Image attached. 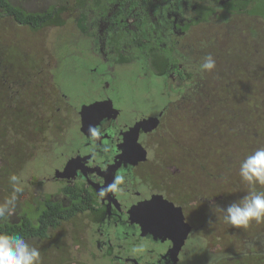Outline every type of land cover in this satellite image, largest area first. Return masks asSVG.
Masks as SVG:
<instances>
[{
  "label": "flooded vegetation",
  "instance_id": "af4514ba",
  "mask_svg": "<svg viewBox=\"0 0 264 264\" xmlns=\"http://www.w3.org/2000/svg\"><path fill=\"white\" fill-rule=\"evenodd\" d=\"M46 1L43 6L23 8L25 12L44 13L43 18L35 19L36 27L29 28L33 35L31 58L36 61L30 59L25 66L29 72L33 70L34 87H30L35 95L39 94L29 104L35 109L44 103L53 117L62 113L63 126L70 116L65 127H72L78 139L73 150L59 160L63 162L53 167L49 178L43 177L39 183L51 179L61 185L60 193L49 200L68 205L78 191L86 203V208L75 215L86 214L90 221V233L84 232L80 241L88 251L87 259L95 257V250L106 264H256L257 259H264V228L246 230L250 235H237L239 240L229 229L225 237L220 233L226 229L207 230V219L202 224L199 213L178 202L181 186L187 190V197L193 194L188 183H169L165 172H146L151 167L149 156L159 152L157 148L152 150L151 144L158 139L151 140L160 136L171 116L185 115L190 110L196 113L200 103L208 102L213 93L220 95V102L230 101L235 87H242L246 76L264 89V0ZM60 7L65 9L56 15ZM67 24L73 26L65 32L67 37L76 33L79 39L84 38L81 55L92 63L88 79L95 81V86L87 90L97 94L75 107L65 103L67 98L55 73H49L51 67L62 73L56 67L59 58L54 45L48 42L51 35L44 46L37 45L44 30L57 31ZM237 45L241 50L236 49ZM216 49L235 53L224 63L223 57L214 53ZM208 55L214 58L216 67L201 73L199 65ZM124 66L142 67L143 73L158 78L163 104L156 113H142L124 121L120 110L108 104L104 92L110 86L107 77H113L115 68ZM242 69L243 75L232 78ZM25 73L19 75L21 85L27 83ZM150 117L152 120L147 119ZM143 119L148 121L141 124ZM82 121L87 124L80 130ZM129 130L132 133L124 135ZM134 141L144 149V159H139L137 149L132 154L128 151ZM32 145L24 153L32 152ZM70 161L69 176H54ZM117 176H123V180L110 188L117 183ZM63 187L75 189L64 193ZM215 214L221 216L219 210ZM213 246L217 248L211 253L207 248Z\"/></svg>",
  "mask_w": 264,
  "mask_h": 264
},
{
  "label": "rangeland",
  "instance_id": "374dc122",
  "mask_svg": "<svg viewBox=\"0 0 264 264\" xmlns=\"http://www.w3.org/2000/svg\"><path fill=\"white\" fill-rule=\"evenodd\" d=\"M11 2L22 8L31 9L43 6L47 1L11 0ZM10 24L13 23L0 19V31L14 35L17 32L19 35L18 46L25 51V54L21 56V58L24 57L23 62L32 60L30 50L33 47V35L30 33V29L19 25L17 30H14ZM71 28L73 26L67 24L57 31L44 30L37 45L44 46L49 34L51 35L48 42L54 45V53L59 58L56 67L61 69L62 73L55 72L52 67L49 73H55L54 78L67 98L65 103L75 107L81 102H88L97 97V94L87 90L95 86V81L92 82L88 79V68L92 67V63L86 62L81 55L84 38L80 36L79 39L76 33H71L67 37L65 32ZM237 44L241 45V43ZM88 49H92L90 44H88ZM236 49L241 50V46L239 48L237 45ZM233 52L235 53L234 50L224 52L216 49L214 51L223 57L224 63L227 58L233 55ZM79 55L81 59H77ZM4 58L0 57L1 71L13 70V61L6 59L8 56ZM15 60L14 58V62ZM33 60L36 61L35 58ZM96 67L98 66L94 68ZM102 68L103 64L100 65V69ZM32 71L29 72L28 68L26 69L27 83L24 85L19 84V75L17 80H11L13 74L6 73L4 76L3 73H0V89L4 94L3 97L0 96V102L3 103L4 99L8 98L7 93L16 97L18 101V104L4 105L6 107L5 116H1L0 113V127L4 130L13 128L4 118L7 113L11 114L13 109L19 108V103L25 107L23 110L19 109V112H22L27 118L15 124L19 128L18 134L15 136L12 131V136L16 138L15 141L12 142L10 139L7 143L0 139V204H4L13 194V184L10 182L12 175L17 177L16 186L22 189L20 193L16 194L15 204L6 220L13 219L20 211V206L26 208V203L36 204L37 201L52 199L53 196L60 193L61 185L58 182L48 179L41 184L39 179L49 178L53 167H57V163L63 162L59 160L63 158L64 154L73 150L78 139L77 133L72 127H65L70 116L64 117L65 125L63 126L64 119L60 118L62 113L53 117L52 110H46L44 103L38 104L35 109L31 107L29 103L39 98V94L35 95L34 90L30 87H34ZM244 71V69L240 73L236 71L232 78L236 75H243ZM113 73V77H107L110 86L104 92L109 98V100L107 99L108 104L110 106L113 104L114 110H120L124 121L131 120L142 113L145 115L154 114L161 108L163 101L159 94L158 78L153 74L143 73L142 67L135 68L134 66L118 67ZM38 77L41 76L38 75ZM233 82L237 83L234 80ZM244 82L247 83L246 86ZM241 85L242 87H235V93L232 94L230 101L220 102L218 99L220 95L213 93L209 103H200L196 113L194 111L193 114V110L188 111L185 115L179 113L174 117L171 116L164 125L162 124L160 136H154L151 140L158 139L155 145L154 142L151 144L152 150L157 148L159 154L151 153L148 162L152 168L148 167L146 171L153 174H156L155 170L161 174L165 172L168 179L165 180L163 176V181L169 183L170 181L177 182L185 184V186L189 184L193 194L187 197V190L181 186L178 194L183 200L180 201L181 198H178L180 199L178 202H183L185 209H193L199 213L197 216L199 215L202 224L207 219L206 226L209 225L210 228L207 230L216 228L218 232L220 229H226L221 230L220 233L225 237L229 233L227 231L229 229L231 235L235 236L237 240L240 239L237 235L243 237L250 235H247L246 230L264 228V223L257 224L256 222H252L247 228H234L220 218L223 213L216 208L217 206L226 208L228 204L240 200L253 190L251 186L242 181L239 175L240 163L255 150L264 147V89L260 88L259 83L251 76L244 77ZM253 87L256 88L252 89ZM19 100L21 101L19 102ZM26 114H28L27 117ZM31 144L34 146L33 151L24 153ZM165 165L170 167L166 168ZM158 181L162 180L158 178ZM255 190L264 191V186L255 185ZM218 194L222 197H218ZM215 195L217 198L213 199ZM217 210L220 211L221 216H216ZM85 215H75L68 221H63L57 228L50 230L45 238L27 239L29 244L39 249L40 264L107 263L101 259L100 252L97 250L94 251V258L87 259L88 251L80 244L83 233H90L88 231L90 221ZM211 217L214 219L211 220ZM246 244H249L247 240ZM216 248L217 246H213L207 249L212 253ZM256 264H264V259H257Z\"/></svg>",
  "mask_w": 264,
  "mask_h": 264
},
{
  "label": "trees",
  "instance_id": "16d2710c",
  "mask_svg": "<svg viewBox=\"0 0 264 264\" xmlns=\"http://www.w3.org/2000/svg\"><path fill=\"white\" fill-rule=\"evenodd\" d=\"M62 9L64 10L65 8L63 7L56 8L55 10L56 15ZM48 15H50V13H48ZM43 17H44V13L37 14V13L25 12L21 6L13 4L11 0H0V19L1 21L7 20L10 23H13L10 24V27L14 28V30H17L19 25L27 26L28 28L33 29L37 25L35 19L43 18ZM17 35H18L17 32L14 35L0 31V38H1L0 47H1V52L3 51L2 53L0 52L2 54V56L0 55V57L5 59L4 57L8 56V58L6 59L13 61L14 64V69L8 72L1 71L2 68L0 67V73H3L4 76H6V73L8 75L9 73L13 74V76L10 78L11 80L16 79L18 75L24 73V71L28 67L27 66L28 61L23 62L24 57L21 58V56L25 54V51L18 46L19 42L17 41V39H19V35L18 37ZM26 53H27V49H26ZM14 58L16 59L15 62H14ZM0 96L1 97L4 96L1 89H0ZM6 96H8V98H5L3 103L0 102L1 116H5L6 107L4 105L18 104L16 97L8 93ZM5 100L8 101L6 102ZM20 101L21 100H19V102ZM19 106L21 108L19 107L13 109L12 113L11 114L7 113L6 117L4 118L5 121H7L8 123H10V125L13 126V128L10 130L8 129L4 130L0 127V139L7 143L10 141V139L12 142L15 141L16 139L15 137L12 136V131L15 133L14 136L18 134L17 131L19 130V128H17L15 124L21 120L27 119L25 118V115L22 114V112H19V109L23 110V108H25L24 105L22 103H19ZM27 116L28 114H26V117ZM6 146L8 147V144ZM74 189L75 188H71V187L62 188L64 193L65 191H73ZM73 197L75 199H72V203L68 205L63 204L60 201L49 200V198H47L44 201H37L36 204L26 203V208H22V206H20V211L16 214V216L13 219L0 220V234H6L10 236L19 235L26 240L33 238L41 239L47 237L48 232L51 229L57 228L63 221L70 219L77 212L82 211L86 208L87 205L84 202V200L82 202V199L78 194V191ZM27 206L29 207L27 208Z\"/></svg>",
  "mask_w": 264,
  "mask_h": 264
},
{
  "label": "clouds",
  "instance_id": "9594fccd",
  "mask_svg": "<svg viewBox=\"0 0 264 264\" xmlns=\"http://www.w3.org/2000/svg\"><path fill=\"white\" fill-rule=\"evenodd\" d=\"M216 63L211 55L204 57L198 71L211 72ZM239 175L242 181L252 187V191L238 201H233L226 208L217 206L223 213L224 222L234 228H247L252 222L264 223V191H256L255 185L264 186V147L255 150L240 163ZM117 183L110 188L117 187L123 176L115 177ZM13 194L0 204V220L6 219L15 204L16 194L22 189L17 185V177L12 175ZM41 254L38 248L29 244L23 237L0 234V264H40Z\"/></svg>",
  "mask_w": 264,
  "mask_h": 264
},
{
  "label": "water",
  "instance_id": "95a60500",
  "mask_svg": "<svg viewBox=\"0 0 264 264\" xmlns=\"http://www.w3.org/2000/svg\"><path fill=\"white\" fill-rule=\"evenodd\" d=\"M147 119L148 120H152V117L147 118ZM147 119H143L142 122H140V123L143 124L144 121L147 122L148 121ZM94 122H95V120H94ZM85 124H87V123H84V121H82L81 126H80V130L83 129V125L85 126ZM131 133H132L131 130H129L128 132H125L124 135H130ZM134 146H137V147L133 148ZM136 149L139 151L138 153H140V155H141L139 157V159H144L145 158V151H144V149L136 141H134V144L131 145V147L128 149V151L130 152V154H132V150H136ZM77 158H78V156L76 158H73V159H77ZM71 163H72V161H70V163L67 162V164L65 165V167L62 170L56 171L54 173V176L61 175V177H63L64 174L67 175V172H70L72 170V164ZM58 173H60V174H58ZM67 176H69V175H67ZM162 227H164V226H162ZM164 229H167V228L164 227Z\"/></svg>",
  "mask_w": 264,
  "mask_h": 264
}]
</instances>
